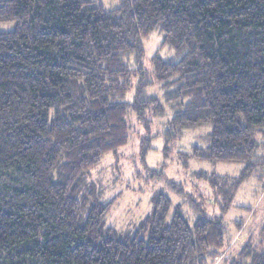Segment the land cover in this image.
Listing matches in <instances>:
<instances>
[{"label":"trees","instance_id":"16d2710c","mask_svg":"<svg viewBox=\"0 0 264 264\" xmlns=\"http://www.w3.org/2000/svg\"><path fill=\"white\" fill-rule=\"evenodd\" d=\"M7 22L15 26L0 31V264H213L224 255V216L238 190L252 179L264 187V0H0ZM154 33L162 40L147 66ZM156 82L162 96L149 91ZM167 113V147L209 125L204 145L184 156L244 166L237 176L195 173L220 215L171 183L191 215L181 205L171 212L160 192L136 230L121 232L108 225L119 195L105 202L88 175L129 143L131 115L147 130L146 158L160 136L150 117ZM260 234L224 256L229 264H264V224Z\"/></svg>","mask_w":264,"mask_h":264},{"label":"rangeland","instance_id":"374dc122","mask_svg":"<svg viewBox=\"0 0 264 264\" xmlns=\"http://www.w3.org/2000/svg\"><path fill=\"white\" fill-rule=\"evenodd\" d=\"M119 1L102 0L106 7L118 5ZM14 26V22L0 23V31L11 30ZM161 40L162 35L154 33L146 41L147 66L150 58L159 48ZM149 91L162 96V88L158 82L150 86ZM169 117V113L164 117H150L153 121L151 134L160 136L154 138L152 149L147 157L143 158L140 141L147 130L134 115H131L129 143L115 154H106L101 163L88 175V181L97 184L103 191L102 198L105 202L119 195L111 209L108 225L115 226L121 232L136 230L153 211L152 199L160 192L166 193L172 199L171 212L181 205L182 212L191 215L192 205L189 200L178 193L171 183L181 184L186 193L197 197V200L203 203V209L209 214L220 215L219 208L214 205L211 189L205 181L196 178L195 173L202 170L208 173L237 176L244 166L240 162L213 163L184 156L190 152L193 144H203L205 135L211 130L209 125L186 130L183 136L173 139L167 147L163 132L167 129ZM240 205L249 207V210ZM224 219L228 224L232 242L224 255L218 257L213 264H229L224 256L230 257L237 253L248 239H252L256 244L260 243L262 238L260 231L264 224V187L261 188L257 180L246 181L238 190L234 204ZM240 219L243 220V224L241 228H237L236 220Z\"/></svg>","mask_w":264,"mask_h":264}]
</instances>
